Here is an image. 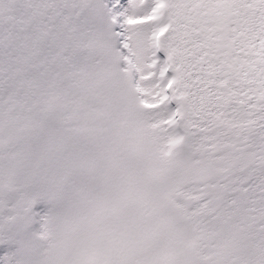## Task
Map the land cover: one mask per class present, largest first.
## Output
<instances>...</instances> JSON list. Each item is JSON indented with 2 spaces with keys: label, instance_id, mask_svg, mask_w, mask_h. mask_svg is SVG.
<instances>
[{
  "label": "snow or ice",
  "instance_id": "1",
  "mask_svg": "<svg viewBox=\"0 0 264 264\" xmlns=\"http://www.w3.org/2000/svg\"><path fill=\"white\" fill-rule=\"evenodd\" d=\"M0 0V264H264V0ZM140 107L76 71L119 56ZM91 46V48L89 47ZM94 59L99 61L100 56ZM72 244L50 247L66 227Z\"/></svg>",
  "mask_w": 264,
  "mask_h": 264
},
{
  "label": "rangeland",
  "instance_id": "2",
  "mask_svg": "<svg viewBox=\"0 0 264 264\" xmlns=\"http://www.w3.org/2000/svg\"><path fill=\"white\" fill-rule=\"evenodd\" d=\"M11 3L16 7V10L25 18L31 19L28 13L32 8V0H11ZM91 48V46H89ZM105 56L103 53L91 49L90 53L81 57L76 71L79 76L84 80L86 87L97 98L110 102L114 110L127 108L129 106L139 108L140 105H135L127 94L120 89L121 77L111 71L110 57ZM136 58L139 62V68L131 64L132 73L130 77H134L135 71L146 69L143 63V52L139 45L136 46ZM95 56H100L99 61L94 59ZM117 57H119L117 55ZM122 70V69H121ZM122 75H125L123 70ZM136 95L140 100L137 93V88L134 83ZM79 237V230L76 227H66L57 237L49 241L50 247H57L61 244H72L77 241ZM136 241L142 247L145 254L149 257L147 264H170L169 262V249L176 242L175 236L168 231L162 224L154 223L146 227L136 237ZM127 244L124 241L118 242L114 249L113 264H119L118 257L124 253Z\"/></svg>",
  "mask_w": 264,
  "mask_h": 264
}]
</instances>
